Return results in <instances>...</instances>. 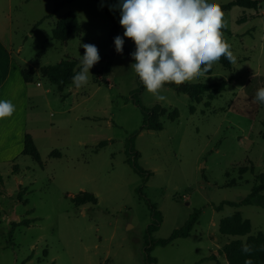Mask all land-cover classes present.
I'll use <instances>...</instances> for the list:
<instances>
[{"label": "rangeland", "instance_id": "1", "mask_svg": "<svg viewBox=\"0 0 264 264\" xmlns=\"http://www.w3.org/2000/svg\"><path fill=\"white\" fill-rule=\"evenodd\" d=\"M11 1L13 65L36 72L29 88L38 100L28 106L26 133L42 165L20 154L0 164V264H146L148 255L157 264H227L223 247L237 236L219 233L223 218L239 212L249 221L250 235L264 230L260 205L215 208L242 200L256 175L264 173V104L253 99L264 87V0L257 9H221L223 37L235 63L225 67L219 61L210 73L188 82L225 80L220 94L206 92L193 101L166 86L160 93L164 101L145 88L139 94L143 106L158 104L165 110L158 116L161 130L143 129L134 138L136 162L151 173L145 182L126 162L127 139L142 123L140 110L128 99L137 85L133 62L116 52L112 21L101 6L96 0H68L54 11V0ZM107 2L119 23L118 0ZM67 11L76 17L80 33L60 42L51 30ZM123 31L118 25L115 37L120 35L131 53L135 45ZM80 43L96 45L100 55L85 86L58 88L40 76L42 66L67 57L80 63ZM173 109L178 117L170 121L166 113ZM100 142L105 143L98 147ZM55 149L60 157L50 156ZM231 180L235 184L227 185ZM138 188L161 213L152 233L150 210ZM80 191L92 193L96 204L74 205L70 197ZM196 209L198 219L188 237L146 251ZM24 219L28 225L19 224Z\"/></svg>", "mask_w": 264, "mask_h": 264}, {"label": "clouds", "instance_id": "2", "mask_svg": "<svg viewBox=\"0 0 264 264\" xmlns=\"http://www.w3.org/2000/svg\"><path fill=\"white\" fill-rule=\"evenodd\" d=\"M119 25L123 37L135 45L130 53V67L148 93L158 101L165 84L180 85L198 79L222 58L235 63L231 45L223 37V13L215 0H118ZM117 53H123L124 39L114 37ZM80 70L72 77L76 89L90 79V69L99 62V49L91 43H80ZM254 101L264 104V87H259ZM16 105L0 99V119L10 118ZM250 253L245 242L242 249ZM244 264H253L246 259Z\"/></svg>", "mask_w": 264, "mask_h": 264}, {"label": "trees", "instance_id": "3", "mask_svg": "<svg viewBox=\"0 0 264 264\" xmlns=\"http://www.w3.org/2000/svg\"><path fill=\"white\" fill-rule=\"evenodd\" d=\"M68 0H54V11L67 2ZM97 3L101 6L103 13L109 17L112 21V28L110 32L111 36V43L115 48L114 45V37H115V30L117 29L119 23L116 19V15L112 8L110 7L107 0H96ZM261 0H230L227 4L220 5L221 9H229L232 6H239L243 8L249 9H257ZM51 15V14H50ZM49 15V16H50ZM42 20L36 22L34 27L38 25ZM80 33V28L78 26V22L76 17L70 11H67L63 14L58 21L56 22L55 26L51 30L52 38L58 40L60 42H65L68 39L78 35ZM123 56L133 62L132 57L128 51V48L123 46ZM223 66L229 67L230 62L222 58L220 60ZM80 70V63L77 62L75 59H71L69 57L61 59L60 61L42 66L39 69V74L41 77L46 78L50 83L55 84L58 88H63L64 86L72 83V77ZM212 68L207 72L210 73ZM20 74L22 79L25 83H30L33 81L34 76L36 74L33 67L23 68L20 70ZM95 82H98L97 76L94 75L93 77ZM137 85L130 93L128 99L140 110L142 114V123L140 128L132 135H130L127 139V146L129 147L127 151V158L126 162L131 167V169L140 175L145 182L148 176L151 174L149 171L140 167L136 159L138 157V152L134 149V138L137 133L143 129L145 130H154L158 131L162 129V123L158 120V116L165 113V110L160 107V105L156 104L152 107H145L141 104L139 99V94L143 91L144 86L140 82L138 76L136 75ZM226 81L220 80L215 83L206 84V83H182L177 85L175 83L165 84L164 86L173 89L176 93H183L186 94L191 100L197 101L199 97L204 93H209L210 95H217L220 94L225 88ZM191 109L193 107L191 106ZM178 117V112L176 109H173L166 113V118L170 121L176 120ZM105 142H100L98 147L104 145ZM22 155L30 156L34 161L38 164L42 165L40 160V155L37 150V147L34 143L32 136L29 133H24L23 135V147L20 152ZM51 157H60V152L58 150H52L50 152ZM256 183L253 185L252 190L248 195H246L242 200L239 202L233 201H223L215 208L220 210L223 206H233L238 207L241 205H252L257 204L264 207V196L260 193L264 191V173H259L255 177ZM3 179L0 175V184H2ZM235 181L231 180L227 182V185H234ZM22 191H25L23 188ZM139 195L144 199L146 205L150 210V215L152 217V221L148 226L149 233L155 231L158 225L161 223V213L157 210L156 205L153 204L146 196L142 193L141 188H138ZM71 202L74 205H82L85 203L96 204L97 199L96 197L86 191H80L78 194L70 197ZM199 210H193L192 213L188 216V218L183 222V224L179 227L174 229L171 234L164 239H157L152 240L151 244L147 247L146 251L151 250L153 246H165L178 238H186L190 235L196 221L198 219ZM30 222L29 219H24L19 224L28 225ZM218 231L221 235H231L237 236V238L232 239L227 244L224 245L223 251L227 254V262L228 264H244L246 259H251L253 264H264V230L258 231L254 234H249L250 232V224L247 219L241 217L239 212H234L233 214L226 216L223 218L218 224ZM247 237L245 240L239 238L238 236ZM242 239V240H241ZM247 243L251 248L252 251L250 253L243 252L242 244ZM210 259H214L213 255L209 256ZM146 264H157L155 258L151 257L150 255L147 256Z\"/></svg>", "mask_w": 264, "mask_h": 264}, {"label": "crops", "instance_id": "4", "mask_svg": "<svg viewBox=\"0 0 264 264\" xmlns=\"http://www.w3.org/2000/svg\"><path fill=\"white\" fill-rule=\"evenodd\" d=\"M12 9L11 0H0V62H4V68L0 71V99L11 100L16 105V111L10 118L0 119V164L20 154L23 135L28 131V106L38 100L29 88L32 85L23 81L20 74L22 68L13 65L10 53L14 31ZM36 84L39 85L38 82Z\"/></svg>", "mask_w": 264, "mask_h": 264}]
</instances>
